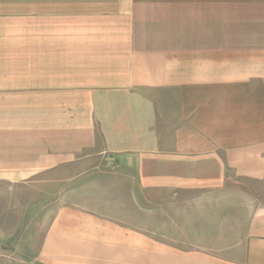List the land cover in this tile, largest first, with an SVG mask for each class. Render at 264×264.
Returning a JSON list of instances; mask_svg holds the SVG:
<instances>
[{"label":"crops","instance_id":"obj_1","mask_svg":"<svg viewBox=\"0 0 264 264\" xmlns=\"http://www.w3.org/2000/svg\"><path fill=\"white\" fill-rule=\"evenodd\" d=\"M1 197L0 264H264V0H0Z\"/></svg>","mask_w":264,"mask_h":264},{"label":"rangeland","instance_id":"obj_2","mask_svg":"<svg viewBox=\"0 0 264 264\" xmlns=\"http://www.w3.org/2000/svg\"><path fill=\"white\" fill-rule=\"evenodd\" d=\"M243 183V182H242ZM241 186H243V185H241ZM245 187V186H244ZM258 188V189H260L259 191H260V193L262 192L261 190L263 189V186H259V185H252V190H253V188ZM7 195V194H6ZM4 198V199H3ZM0 210H1V212L3 211V210H6V207H7V197H1L0 198ZM6 216V215H5ZM5 216H4V214H3V212L2 213H0V228H2L3 227V225L6 223L5 221H6V218H5ZM27 221H28V217H27V215L23 218V220H22V222H21V233H22V231L24 230V228H25V226H26V224H27ZM21 233L20 234H18V236H21Z\"/></svg>","mask_w":264,"mask_h":264}]
</instances>
